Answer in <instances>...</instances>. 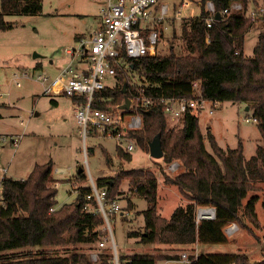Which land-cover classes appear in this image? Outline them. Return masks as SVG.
I'll list each match as a JSON object with an SVG mask.
<instances>
[{
	"label": "trees",
	"instance_id": "16d2710c",
	"mask_svg": "<svg viewBox=\"0 0 264 264\" xmlns=\"http://www.w3.org/2000/svg\"><path fill=\"white\" fill-rule=\"evenodd\" d=\"M206 1L200 0L197 16L181 22L184 52L176 54L170 47L167 54L130 60L131 70L138 74L140 85L153 102L139 110L141 126L128 136L149 153V141L160 133L162 182L174 186L185 203L177 205L168 218L162 216L157 209L158 179L148 168H120L115 175L101 176L95 181L97 187L105 189L108 202L117 199L123 179L129 181L130 191L146 200L147 206L138 212L143 216V231L128 234L139 236L142 243L191 247L199 243H224L228 241L225 227L231 222L251 233H254L252 227L259 226L255 211L258 195L251 194L245 203L243 199L249 191L260 189L256 183L264 182V146L257 145L248 159H244L240 139L235 147L222 148L209 129L205 134L200 131L199 107L186 109L179 118V128H168L160 101V98H184L197 103L201 100L243 102L252 110L264 140V32L259 31L252 55H245L243 50L247 31L254 22L263 25L264 13L251 18L249 7L257 8L259 3L250 0H211L215 11L221 12L233 1L241 2L242 8L222 14L207 27L205 18L211 13L205 8ZM41 10V0H0V30L11 27L5 19L7 13ZM115 78L112 86L106 85L96 92L97 96L109 98L104 104L94 103L96 106L117 103L123 96L130 98L138 85L131 83L126 71L117 69ZM117 149L124 160H131L130 151L119 145ZM172 160H177L180 167L173 173L165 168ZM79 168L77 177L81 180L85 174ZM52 171L53 162L48 160L36 163L24 178L2 176L0 264H114L113 252L107 249L100 250L95 260L85 251L57 254L50 250L58 245L101 241L104 221L100 212L83 210L88 201L85 195L90 191L86 186H75V199L56 206L58 180ZM127 203L129 207L132 204L130 199ZM261 204L264 210V192ZM201 206L214 207V217L197 219ZM176 258V254L160 252L117 255L118 264H158L160 260ZM188 262L264 264V259L252 261L244 252L199 253L190 254Z\"/></svg>",
	"mask_w": 264,
	"mask_h": 264
},
{
	"label": "rangeland",
	"instance_id": "374dc122",
	"mask_svg": "<svg viewBox=\"0 0 264 264\" xmlns=\"http://www.w3.org/2000/svg\"><path fill=\"white\" fill-rule=\"evenodd\" d=\"M165 1L169 5L170 17L164 38L158 42L157 52L167 54L172 47L176 54H181L184 52L181 22L190 14L197 16L200 9L196 3L181 7V0ZM251 2L263 5L264 0ZM41 4L39 13L5 14L11 27L0 30V182L4 175L24 178L36 163L52 160V174L58 180L56 206H59L75 199L78 185L90 189V177L96 181L101 176L115 175L120 168H148L158 179V212L168 218L173 209L185 201L174 186L163 184L159 173L161 159H153L148 150L134 143L130 151L131 160H124L118 153L117 145L126 150L128 140L98 135L91 126L83 134L76 121L72 99L64 94H44L43 85L36 80L38 74L54 76L67 62L63 56L64 46L75 44L77 37L88 38L100 28V10L104 0H41ZM260 30L264 32V21L263 25L254 22L247 31L243 48L245 55H252ZM16 71L19 75L27 73V76L18 79L20 85L14 79ZM128 74L131 83L140 84L137 73L130 70ZM114 82V78L107 81L109 85ZM123 97L117 103L123 104ZM52 99H56L58 104ZM245 107L243 102L203 101L197 113L199 129L203 134L209 129L222 148L235 147L241 138L244 159H248L255 153L257 145L264 146V140L256 122L245 120L252 117V110ZM166 122L168 128L177 129L181 125L178 118L169 116ZM206 147L210 150L207 142ZM171 162H176L178 166L171 169L169 163L166 169L172 173L180 169L177 160ZM79 167L85 174L81 180L77 177ZM256 185L260 189L249 191L243 199L245 203L251 194L258 195L255 211L259 226L252 227L254 233L239 227L231 234L225 232L227 242L199 243L191 247L160 242L142 243L139 236H129L131 231H143V216L138 212L147 206V202L130 191L129 181L123 179L116 195L119 210L108 212V220L103 221V234L99 240L104 245L100 246V241H97L58 245L50 250L57 254L85 251L97 258L100 250L113 252L115 247L116 255L160 252L178 256V259L160 260L158 264H189V255L199 253L244 252L252 261H261L264 259V210L261 204L264 182ZM129 199L132 202L130 207L127 203ZM113 262L116 264L115 259Z\"/></svg>",
	"mask_w": 264,
	"mask_h": 264
},
{
	"label": "built area",
	"instance_id": "2783aa9c",
	"mask_svg": "<svg viewBox=\"0 0 264 264\" xmlns=\"http://www.w3.org/2000/svg\"><path fill=\"white\" fill-rule=\"evenodd\" d=\"M192 3L199 6L200 0H181L180 6L188 7ZM205 8L211 13L205 18L206 25L209 27L216 20L214 17L216 11L211 0L206 1ZM241 8V2L233 1L220 14H227L230 10ZM168 10L169 5L165 0H104L100 10V28L90 37H79L75 44L63 47V56L67 62L54 76L49 77L43 74L36 76V80L43 85L44 94H64L72 99L76 121L83 134L91 126L98 135L128 140L126 150L133 149L134 142L128 134L141 126L139 110L149 107L153 98L144 92V86L138 84L130 97L128 109L122 108L120 103L105 104L101 107L94 103L104 104L109 98L97 96L96 92L109 85L107 83L109 78H114L116 81L117 69L126 71L128 74L131 70V59L158 54L157 45L164 38L167 20L170 17ZM263 13V5L250 8L248 12L251 18ZM25 76H27L26 72L22 75L14 72L16 84L20 85L18 79ZM193 86H197V82H193ZM160 101L163 103V110L167 116L179 119L187 108L200 107L206 100L197 103L193 99L160 98ZM211 112L210 109L209 113ZM245 120L256 122L255 117H246ZM176 166H178L176 162L169 164L171 169ZM90 183V191L85 195L88 201L83 205V210L98 211L103 219L108 220V212L118 211L119 205L116 200L106 201L105 189L97 187L95 180L91 177ZM201 211H203L202 207L198 208L199 218L203 217L200 215ZM204 216L212 218L214 213L208 212ZM237 228L236 223L231 222L225 227V232L231 234ZM99 245H104V242L100 241ZM90 256L92 260L96 259L95 254L91 253ZM113 256L117 264L115 247ZM182 256L185 257V254Z\"/></svg>",
	"mask_w": 264,
	"mask_h": 264
},
{
	"label": "water",
	"instance_id": "95a60500",
	"mask_svg": "<svg viewBox=\"0 0 264 264\" xmlns=\"http://www.w3.org/2000/svg\"><path fill=\"white\" fill-rule=\"evenodd\" d=\"M215 19H220L221 14L219 11H216L214 14ZM130 104V98L125 96L124 97V102L122 104V108L124 109H128ZM246 109H249L248 106L246 105L245 107ZM149 145V156L153 157V158H160L163 156V149L161 146V139H160V133H157L156 135L153 136V138L149 141L148 143ZM81 168L78 169V171H80ZM203 211H209L210 209L213 211V213H215V208L214 207H202ZM207 213H203V217H205L204 215H207ZM199 218V215L197 214V219Z\"/></svg>",
	"mask_w": 264,
	"mask_h": 264
},
{
	"label": "bare ground",
	"instance_id": "6f19581e",
	"mask_svg": "<svg viewBox=\"0 0 264 264\" xmlns=\"http://www.w3.org/2000/svg\"><path fill=\"white\" fill-rule=\"evenodd\" d=\"M207 212H210V213H211L212 211H211V209H210L209 211H206V212H204V211H201V212H200V215L202 216V215H203V213H207Z\"/></svg>",
	"mask_w": 264,
	"mask_h": 264
},
{
	"label": "crops",
	"instance_id": "0c3cea01",
	"mask_svg": "<svg viewBox=\"0 0 264 264\" xmlns=\"http://www.w3.org/2000/svg\"><path fill=\"white\" fill-rule=\"evenodd\" d=\"M16 72H17V71H16ZM54 100H55L56 103L58 104V101H57L56 99H54ZM240 140H241V138H240ZM56 170H60V169L57 168ZM237 227H238V226H237ZM238 228H239V227H238ZM238 228H237V229H238ZM196 245H198V244H196Z\"/></svg>",
	"mask_w": 264,
	"mask_h": 264
}]
</instances>
